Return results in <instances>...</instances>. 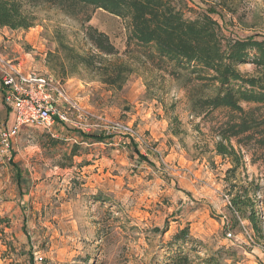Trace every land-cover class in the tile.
Segmentation results:
<instances>
[{
    "label": "rangeland",
    "instance_id": "obj_1",
    "mask_svg": "<svg viewBox=\"0 0 264 264\" xmlns=\"http://www.w3.org/2000/svg\"><path fill=\"white\" fill-rule=\"evenodd\" d=\"M173 2L186 18L210 11L227 38H264V0ZM32 11L33 27L0 29V55L25 72L62 80L72 98L104 117V128L25 125L8 139L7 150L0 133V264H29L30 258L34 264H165L177 250L170 243L186 226L201 257L219 253L228 264H264V147L254 140L240 147L233 139L243 155L236 170L230 157L218 154L217 128L229 111L198 115L196 107L218 85L198 79L190 68L167 62L157 67L149 58L153 47L128 44L129 21L102 9L89 22L48 4ZM90 25L110 37L117 55L96 49ZM113 64L131 68L122 84L106 81ZM238 68L260 73L252 63ZM11 110L0 94V125L13 127ZM112 121L137 127L153 152L112 132ZM15 166L24 177L21 186ZM244 188L252 200L256 191L257 201L263 200L259 232L246 219L250 209L232 207Z\"/></svg>",
    "mask_w": 264,
    "mask_h": 264
},
{
    "label": "trees",
    "instance_id": "obj_2",
    "mask_svg": "<svg viewBox=\"0 0 264 264\" xmlns=\"http://www.w3.org/2000/svg\"><path fill=\"white\" fill-rule=\"evenodd\" d=\"M41 4L55 6L70 16L83 15L84 22H89L97 9L127 19L130 24L128 44L134 42L139 47H153L154 52H149V58L157 67H163L165 62L173 63L174 67L190 68L200 80L217 84L216 93L197 99L196 107L200 109L198 115L216 109L229 111L228 119L217 128L221 140L216 143V150L218 154L232 159V170H236L243 159L241 148L238 150L232 144L233 139L240 147L245 141L253 140L264 147V38H227L210 11L193 19L186 18L173 0H0V27L12 30L33 27L37 17L32 8ZM87 31L101 54L109 56L119 53L106 33L91 25ZM83 61L89 64L85 58ZM245 63L254 64L260 73L255 76L243 73L238 66ZM112 69V79L106 80L111 84H122L124 73L131 71L124 64H113ZM242 102L254 106L245 109ZM86 137L104 141L100 135ZM132 147L137 150L135 144ZM139 157L147 160L141 154ZM15 168V178L21 186L24 177L20 169ZM256 193V199L252 200L250 190L244 188L237 192L231 203L236 211L250 209L246 219L251 222L253 230L259 232L258 202L263 200L257 201ZM194 243L199 241L191 236L189 227L181 228L170 243L177 250L168 255L165 264H228L219 253L201 257ZM186 246H189L187 251L184 250ZM191 250H195L197 256H192ZM29 264H34L33 258H30Z\"/></svg>",
    "mask_w": 264,
    "mask_h": 264
},
{
    "label": "built area",
    "instance_id": "obj_3",
    "mask_svg": "<svg viewBox=\"0 0 264 264\" xmlns=\"http://www.w3.org/2000/svg\"><path fill=\"white\" fill-rule=\"evenodd\" d=\"M0 77L3 101L15 113L12 128L0 125V133L5 137L4 150L9 148L8 139L17 136L25 125L43 126L51 130L58 124L69 122L88 132L104 128V117L85 109L68 94L63 81L53 75L25 72L20 64L0 55ZM89 119V123H84ZM109 127L112 132L134 140L143 152H153L148 141L133 124L112 121ZM227 235L233 237L232 232Z\"/></svg>",
    "mask_w": 264,
    "mask_h": 264
},
{
    "label": "crops",
    "instance_id": "obj_4",
    "mask_svg": "<svg viewBox=\"0 0 264 264\" xmlns=\"http://www.w3.org/2000/svg\"><path fill=\"white\" fill-rule=\"evenodd\" d=\"M0 29H7V27H0ZM10 30H12V29H10ZM12 31H14V30H12ZM1 37V36H0ZM0 94L2 95V93H1V77H0ZM2 99H3V97H2ZM4 102V101H3ZM12 111V113H13V122H15V113H14V111L13 110H11Z\"/></svg>",
    "mask_w": 264,
    "mask_h": 264
}]
</instances>
